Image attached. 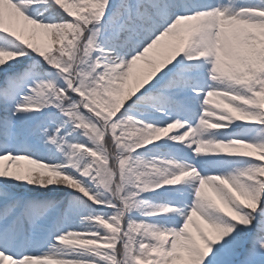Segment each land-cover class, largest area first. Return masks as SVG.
<instances>
[{"label":"snow or ice","instance_id":"obj_1","mask_svg":"<svg viewBox=\"0 0 264 264\" xmlns=\"http://www.w3.org/2000/svg\"><path fill=\"white\" fill-rule=\"evenodd\" d=\"M0 264H264V0H0Z\"/></svg>","mask_w":264,"mask_h":264},{"label":"rangeland","instance_id":"obj_2","mask_svg":"<svg viewBox=\"0 0 264 264\" xmlns=\"http://www.w3.org/2000/svg\"><path fill=\"white\" fill-rule=\"evenodd\" d=\"M143 67H144V66H143L142 63L139 64V65L137 66V71L141 70ZM173 131H175V130H173ZM19 163H20V165H21L22 167H29V165L27 164L26 161H20Z\"/></svg>","mask_w":264,"mask_h":264}]
</instances>
